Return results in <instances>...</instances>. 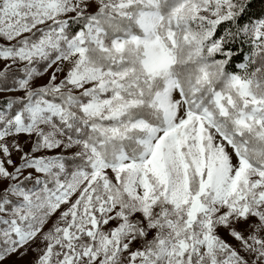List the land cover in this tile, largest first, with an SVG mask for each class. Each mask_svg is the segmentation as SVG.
Returning <instances> with one entry per match:
<instances>
[{
  "label": "snow or ice",
  "instance_id": "obj_1",
  "mask_svg": "<svg viewBox=\"0 0 264 264\" xmlns=\"http://www.w3.org/2000/svg\"><path fill=\"white\" fill-rule=\"evenodd\" d=\"M0 64V264H264V0H0Z\"/></svg>",
  "mask_w": 264,
  "mask_h": 264
},
{
  "label": "rangeland",
  "instance_id": "obj_2",
  "mask_svg": "<svg viewBox=\"0 0 264 264\" xmlns=\"http://www.w3.org/2000/svg\"><path fill=\"white\" fill-rule=\"evenodd\" d=\"M0 67H2V64H0ZM47 78H48V77L45 76L41 81H38V83L46 82ZM4 95H13V94H12V93L0 94V99H2ZM24 139H26V137H22V138H21V141L23 142ZM13 159L16 160L17 163H18V162H19V155H18V154L14 155V156H13ZM224 235H225V238H226V239H229V242H233V243H234V241H231V239L228 238V237L226 236V234H224ZM31 259H32V256H31V255H29V256H28L25 260H23V261L18 260L16 257H12L10 260H8V261L6 262V264H28V261H30Z\"/></svg>",
  "mask_w": 264,
  "mask_h": 264
},
{
  "label": "trees",
  "instance_id": "obj_3",
  "mask_svg": "<svg viewBox=\"0 0 264 264\" xmlns=\"http://www.w3.org/2000/svg\"><path fill=\"white\" fill-rule=\"evenodd\" d=\"M260 8H261V5H260L259 3H257V5H256V10L259 11Z\"/></svg>",
  "mask_w": 264,
  "mask_h": 264
}]
</instances>
